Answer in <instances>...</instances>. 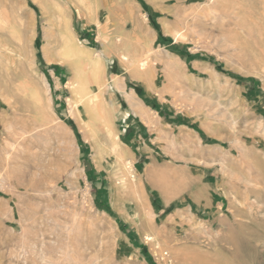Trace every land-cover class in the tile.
Here are the masks:
<instances>
[{"label": "rangeland", "instance_id": "rangeland-1", "mask_svg": "<svg viewBox=\"0 0 264 264\" xmlns=\"http://www.w3.org/2000/svg\"><path fill=\"white\" fill-rule=\"evenodd\" d=\"M214 1L0 0V264H264V0Z\"/></svg>", "mask_w": 264, "mask_h": 264}, {"label": "bare ground", "instance_id": "bare-ground-1", "mask_svg": "<svg viewBox=\"0 0 264 264\" xmlns=\"http://www.w3.org/2000/svg\"><path fill=\"white\" fill-rule=\"evenodd\" d=\"M161 1L162 2H164V1H166V0H160V3H161ZM220 0H218V2H219ZM214 2H216V0L214 1ZM236 2V1H235ZM232 3H234V2H232ZM237 3V2H236ZM235 3V4H236ZM213 6H215L214 4H212ZM217 5V4H216ZM220 4H218L217 6H219ZM238 5V4H237ZM226 6H228V5H226ZM230 7H231V5H229ZM229 6L226 8L227 10H226V12L224 11V14L222 15L224 18H229L230 20V24L232 23V24H234V26L235 27H237L238 29H242V31L241 32H244L245 34L246 33H248L247 31L245 32V30H244V26H242V25H244V24H242V25H239L238 23H236V20H234L235 18H236V16H234V10H235V8L234 7H232V8H229ZM233 6V5H232ZM236 6V5H235ZM158 8V7H157ZM214 8V7H213ZM229 8V9H228ZM160 9V8H159ZM158 9V10H159ZM238 9H240V8H238ZM181 11H182V9H180V8H175V9H160V12H162V13H164L165 15H169L170 17H174V16H179L180 15V13H181ZM247 23V22H246ZM248 24H249V22H248ZM250 25V24H249ZM164 26V25H163ZM165 28V27H164ZM245 34H243V35H245ZM247 35V34H246ZM251 35V34H250ZM249 37V36H248ZM235 261V260H234Z\"/></svg>", "mask_w": 264, "mask_h": 264}]
</instances>
